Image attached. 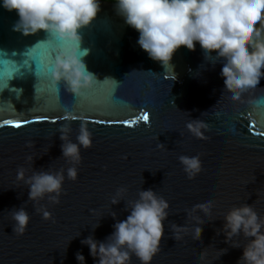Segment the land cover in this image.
<instances>
[{"label": "water", "instance_id": "obj_1", "mask_svg": "<svg viewBox=\"0 0 264 264\" xmlns=\"http://www.w3.org/2000/svg\"><path fill=\"white\" fill-rule=\"evenodd\" d=\"M114 4L101 0L97 18L80 32L81 50H87L83 61L98 79L81 97L52 76L56 57L67 46L49 43L43 31L30 36L13 31L18 15L0 6V264H78L77 252L86 264H96L81 240L92 235L105 241L129 214L125 202L137 199L141 189L156 191L170 205L152 264H238L248 240L240 235L225 243L223 217L246 203L264 217V110L250 103L264 98V79L233 97L224 90L222 64L206 62L198 44L195 51L179 49L165 69L138 46V32L117 15ZM32 57L39 59L41 74ZM144 112L147 124L139 120ZM191 119L207 125L204 138L188 130ZM9 120L22 127L6 125ZM125 121L135 123L129 127ZM82 123L92 133V146L81 148L72 181L60 129L70 125L75 142ZM180 156L200 157L202 170L195 178L187 177ZM20 168L26 176L63 170L60 202L28 200V186L17 179ZM121 188L125 202L111 205ZM204 200L213 202L211 215H194L210 221L194 240L196 221L187 213ZM20 207L30 217L23 235L14 233L11 216ZM38 209L51 218L45 220ZM171 224H187L188 234L175 240ZM130 264L140 261L133 256Z\"/></svg>", "mask_w": 264, "mask_h": 264}, {"label": "clouds", "instance_id": "obj_2", "mask_svg": "<svg viewBox=\"0 0 264 264\" xmlns=\"http://www.w3.org/2000/svg\"><path fill=\"white\" fill-rule=\"evenodd\" d=\"M0 6L18 15L13 31L24 36L43 31L50 37L49 43L58 40L67 46L56 57L52 68L53 78L62 82L67 92L81 97L95 86L98 79L83 61L87 50H81L80 32L97 18L101 0H0ZM114 6L126 25L138 32V46L165 69L172 66L173 56L179 49L195 51L198 44L206 62L213 66L222 64L220 75L224 90L233 97L239 99L256 89L264 79V0H116ZM250 103L254 110H264V98ZM187 128L195 137L204 138L203 130L207 125L199 119H191ZM70 132L67 124L60 129L61 151L62 157L73 165L66 170L67 178L75 181L76 165L81 162L80 150L92 146V133L82 123L73 142ZM28 160L34 163L32 157ZM179 161L189 179L202 170L199 156H180ZM25 173L26 170L20 168L17 179L28 186V200L38 202L47 198L52 204L60 202L65 182L63 170L33 171L29 176ZM125 191L118 189L111 205L124 201ZM125 204L129 214L114 224V231L105 241H98L92 235L81 240L96 264H130L133 256L140 264H152L160 249L169 217L168 201L152 189H141L137 199ZM212 207L211 200H204L187 213L196 221L191 229L194 240L200 239L201 227L210 221L203 217L211 215ZM38 211L45 220L51 218L46 209ZM197 211L203 213V217L194 215ZM11 216L14 233L23 235L30 223L28 212L20 207L12 210ZM111 216L115 219L116 213L112 212ZM99 221L92 227L93 231L99 227ZM223 221L225 243L240 235L248 240L242 247L238 264H264V217L246 203L231 208ZM170 227L175 240L189 232L187 224L183 227L171 224ZM231 247L241 248L236 243ZM219 251L223 255L226 250ZM205 256L206 252L202 251L200 258ZM75 258L78 264H86L81 252H77Z\"/></svg>", "mask_w": 264, "mask_h": 264}, {"label": "snow or ice", "instance_id": "obj_3", "mask_svg": "<svg viewBox=\"0 0 264 264\" xmlns=\"http://www.w3.org/2000/svg\"><path fill=\"white\" fill-rule=\"evenodd\" d=\"M28 55V53H27ZM32 60L36 62V74H41V66H40V61L37 57H32ZM28 61H25V64H27ZM51 71V69H49ZM149 114L147 112H144L142 115H140L139 120H142L143 122H145L146 124L149 122ZM6 125H10L12 127L15 128H20L22 127V125L20 123H13V121H5L4 122ZM25 123H28L27 121ZM97 123H103L102 121H97ZM124 124H126L127 126L131 127L135 121L129 122V121H125L123 122Z\"/></svg>", "mask_w": 264, "mask_h": 264}, {"label": "trees", "instance_id": "obj_4", "mask_svg": "<svg viewBox=\"0 0 264 264\" xmlns=\"http://www.w3.org/2000/svg\"><path fill=\"white\" fill-rule=\"evenodd\" d=\"M102 1L109 2V3H116V0H102Z\"/></svg>", "mask_w": 264, "mask_h": 264}]
</instances>
